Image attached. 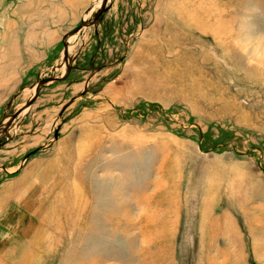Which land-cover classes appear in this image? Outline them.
Here are the masks:
<instances>
[{
	"label": "rangeland",
	"instance_id": "374dc122",
	"mask_svg": "<svg viewBox=\"0 0 264 264\" xmlns=\"http://www.w3.org/2000/svg\"><path fill=\"white\" fill-rule=\"evenodd\" d=\"M99 1L0 0V124ZM76 35L0 140V264H264V0H109Z\"/></svg>",
	"mask_w": 264,
	"mask_h": 264
},
{
	"label": "water",
	"instance_id": "95a60500",
	"mask_svg": "<svg viewBox=\"0 0 264 264\" xmlns=\"http://www.w3.org/2000/svg\"><path fill=\"white\" fill-rule=\"evenodd\" d=\"M108 2H109V0H103L102 1V5H101L100 9L98 10V12L96 13V15L94 16V18H92L90 20H83L78 27H76L72 31L68 32L63 37V44H64V57H63V61H64L65 65H66V73H65V75H62L60 77H57V76H49L48 78L40 79L37 82V84H36L35 93H34L33 97L22 108H20L15 113L9 115L7 117V119H8L7 123L0 124V140H1L2 135H5V137H7V138L9 137V128L12 125V123L23 112H25L29 107L32 106V104L35 102L36 98L38 97V94H39L40 90L43 87H45V85L48 82L61 80V79L65 78L71 72V58L69 57V50H68L69 39L72 36H74L76 34H79L83 30H86V29H88V28H90L92 26H95L96 23L101 18V16L107 11V4H108ZM1 145H2V143L0 141V147H1Z\"/></svg>",
	"mask_w": 264,
	"mask_h": 264
},
{
	"label": "crops",
	"instance_id": "0c3cea01",
	"mask_svg": "<svg viewBox=\"0 0 264 264\" xmlns=\"http://www.w3.org/2000/svg\"><path fill=\"white\" fill-rule=\"evenodd\" d=\"M65 3H68L70 5H73L75 6V3L77 6H83V5H86L88 6V3L90 4L91 2H93V0H64ZM85 30H83L82 32L79 33L80 34H84ZM66 35V34H65ZM64 35V36H65ZM63 36V37H64ZM63 37H62V40H63ZM26 48V47H25Z\"/></svg>",
	"mask_w": 264,
	"mask_h": 264
},
{
	"label": "bare ground",
	"instance_id": "6f19581e",
	"mask_svg": "<svg viewBox=\"0 0 264 264\" xmlns=\"http://www.w3.org/2000/svg\"><path fill=\"white\" fill-rule=\"evenodd\" d=\"M101 3H102V0L99 1V3H98V5L96 6V8H94V9L92 10L91 15H88L87 18H89V19L94 18V16H95L96 13L98 12L97 10L100 9L99 6L102 5ZM98 8H99V9H98ZM76 36H77V35L72 36V37L69 39V41L75 39ZM64 64H65V63H64ZM63 66H64V65H63ZM65 71H66V70H65ZM65 71H64V72H65ZM51 82H53V81H51ZM48 83H49V82H48ZM35 88H36V86H35ZM35 88H33V93L35 92Z\"/></svg>",
	"mask_w": 264,
	"mask_h": 264
}]
</instances>
